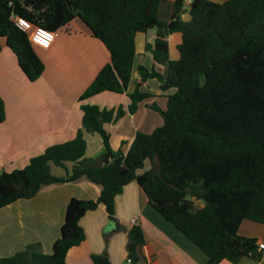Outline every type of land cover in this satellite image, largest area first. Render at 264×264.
<instances>
[{"label": "trees", "instance_id": "trees-1", "mask_svg": "<svg viewBox=\"0 0 264 264\" xmlns=\"http://www.w3.org/2000/svg\"><path fill=\"white\" fill-rule=\"evenodd\" d=\"M162 1L173 3L166 21L158 17ZM184 11V0H0V51L4 41L28 81L41 77L44 64L29 33L11 17L52 32L78 19L110 58L79 97L82 120L74 138L48 147L22 169L0 172V209L33 198L44 186L82 177L101 187L98 199L69 200L51 254L33 244L1 258L0 264H66L68 250L85 239L81 217L99 205L114 217L115 198L131 182L205 255L204 264L263 258L257 239L239 235L238 229L243 221L264 226V0H192L189 21L182 20ZM153 28L155 43L145 46L153 65L138 67L135 89L126 93L135 37ZM173 33L181 35L177 60L169 58L168 37ZM152 79L161 91L175 89L166 96L165 110L150 106L160 113L162 126L150 134L137 132L126 153L112 150L105 125L125 111L84 102L106 92L126 94L127 112L133 114L151 97L142 89ZM4 119L0 97V123ZM85 134L101 138L97 158L86 157ZM51 166L65 175L54 176ZM144 246L143 230L135 224L127 234L129 264H147ZM91 260L110 264L105 253Z\"/></svg>", "mask_w": 264, "mask_h": 264}, {"label": "crops", "instance_id": "crops-1", "mask_svg": "<svg viewBox=\"0 0 264 264\" xmlns=\"http://www.w3.org/2000/svg\"><path fill=\"white\" fill-rule=\"evenodd\" d=\"M191 1L184 0L183 21L190 20L188 8ZM209 1L223 3L227 0ZM172 11L173 3L162 1L158 8L159 19L169 20ZM156 32L153 28L135 37L136 51L126 93L135 89V81L140 77L138 67L151 69L153 65L152 54L145 46L153 47ZM55 33L48 49H35L44 64V72L34 82L26 79L15 55L4 41L1 42L0 97L5 106V119L0 123V172L22 169L31 158L42 154L48 147L73 139L81 127L79 97L110 62L103 44L78 19ZM180 41L179 33L168 37L170 60L179 58L176 47ZM142 91L151 97L139 104L133 114L127 112L126 94L106 92L84 102L100 109L122 108L125 111L118 121L105 125L112 150L120 149L126 153L137 132L150 134L162 126L160 113L150 106L155 104L165 110L166 96L173 94L175 89L161 91L159 82L152 79ZM84 139L86 157L97 158L102 150L101 138L85 134ZM145 169H148L147 165ZM100 192L99 185L82 177L74 182L44 186L33 198L18 200L1 208L0 259L13 256L33 244H38L41 253L51 254L52 246L59 238L69 200L96 201ZM135 224L143 230L145 246L142 252L147 264L205 263V255L149 205L136 182L125 185L115 198L114 217L107 214L103 205L81 217L79 225L85 239L68 250L65 263L92 264V255L105 253L110 264H129L127 234ZM238 233L264 244L262 225L243 221ZM219 264L229 263L222 261ZM237 264H264V256L260 261L245 257Z\"/></svg>", "mask_w": 264, "mask_h": 264}, {"label": "built area", "instance_id": "built-area-1", "mask_svg": "<svg viewBox=\"0 0 264 264\" xmlns=\"http://www.w3.org/2000/svg\"><path fill=\"white\" fill-rule=\"evenodd\" d=\"M12 21L23 31L29 33V40L39 48L48 49L54 41L55 32L42 27H32L29 22L20 17H11ZM259 250H264V244L258 245Z\"/></svg>", "mask_w": 264, "mask_h": 264}, {"label": "rangeland", "instance_id": "rangeland-1", "mask_svg": "<svg viewBox=\"0 0 264 264\" xmlns=\"http://www.w3.org/2000/svg\"><path fill=\"white\" fill-rule=\"evenodd\" d=\"M78 22V21H77ZM39 47H36L35 46V49H38ZM159 101H162V100H159ZM159 104H162V102H159ZM165 109H166V106H165ZM93 136H96L98 138L97 135L93 134ZM147 166H148V163H147ZM66 168L67 169H70V164H67L66 165ZM51 173L54 175V176H57V175H64L65 171L63 169H60V168H56L54 166H51Z\"/></svg>", "mask_w": 264, "mask_h": 264}]
</instances>
